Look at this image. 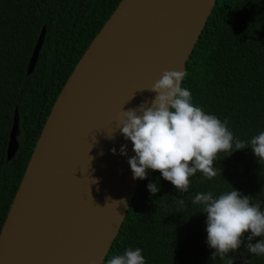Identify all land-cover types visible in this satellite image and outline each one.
I'll return each mask as SVG.
<instances>
[{
  "label": "trees",
  "instance_id": "16d2710c",
  "mask_svg": "<svg viewBox=\"0 0 264 264\" xmlns=\"http://www.w3.org/2000/svg\"><path fill=\"white\" fill-rule=\"evenodd\" d=\"M119 1L0 0V228L57 94ZM42 27L41 47L26 74ZM184 71L181 86L191 91L193 104L227 119L235 138L247 142L264 131V0H216ZM14 110L17 150L6 160ZM226 155L218 154L214 178L201 182L197 172L185 193L147 170L102 264L129 248H140L145 264H227L212 258L206 213L192 200L197 193L218 197L233 188L264 211V162L250 148ZM149 183L159 191L151 194ZM247 235L227 257L233 264H264V256L247 252Z\"/></svg>",
  "mask_w": 264,
  "mask_h": 264
},
{
  "label": "water",
  "instance_id": "95a60500",
  "mask_svg": "<svg viewBox=\"0 0 264 264\" xmlns=\"http://www.w3.org/2000/svg\"><path fill=\"white\" fill-rule=\"evenodd\" d=\"M215 1L118 2L43 123L0 228V264H102L141 180L115 118L122 107L149 106L156 94L147 89L163 71L185 70ZM43 37L44 27L26 74ZM17 122L14 110L6 160L17 150Z\"/></svg>",
  "mask_w": 264,
  "mask_h": 264
},
{
  "label": "clouds",
  "instance_id": "9594fccd",
  "mask_svg": "<svg viewBox=\"0 0 264 264\" xmlns=\"http://www.w3.org/2000/svg\"><path fill=\"white\" fill-rule=\"evenodd\" d=\"M186 76V71H163L147 89L156 94L149 106L142 103L138 109L126 111L122 107L115 118L116 128L131 142L135 154L128 159L133 180L145 179L147 170L158 171L180 193L188 191L190 177L197 172L201 182L214 178L218 174L214 162L220 153L228 156L250 148L257 162H264V131L247 142L235 138L227 119L221 121L193 104L191 91L181 86ZM110 151L116 154L115 148ZM120 154L126 155V145L121 146ZM147 187L151 194L159 191L157 184ZM251 200L233 188L218 197L212 192L194 196L192 203L201 205L206 213V242L214 249L212 258L233 264L227 254L240 248L246 233L247 252L264 256V211ZM119 202L126 205L124 199ZM179 202L183 204V199ZM256 237L262 238L253 244ZM106 264H145V258L140 248H129L108 258Z\"/></svg>",
  "mask_w": 264,
  "mask_h": 264
}]
</instances>
